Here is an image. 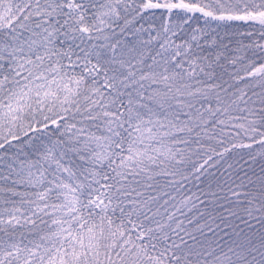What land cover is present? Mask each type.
<instances>
[{
    "label": "snow or ice",
    "instance_id": "snow-or-ice-1",
    "mask_svg": "<svg viewBox=\"0 0 264 264\" xmlns=\"http://www.w3.org/2000/svg\"><path fill=\"white\" fill-rule=\"evenodd\" d=\"M0 264H264V0H0Z\"/></svg>",
    "mask_w": 264,
    "mask_h": 264
}]
</instances>
